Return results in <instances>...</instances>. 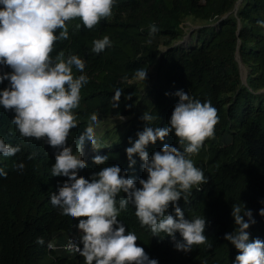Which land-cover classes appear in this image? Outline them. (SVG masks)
Listing matches in <instances>:
<instances>
[{"label": "trees", "instance_id": "1", "mask_svg": "<svg viewBox=\"0 0 264 264\" xmlns=\"http://www.w3.org/2000/svg\"><path fill=\"white\" fill-rule=\"evenodd\" d=\"M260 21H264V0H116L111 17L91 30H76L80 21H70L69 39L56 43L53 58L61 52L65 57L79 55L89 77L74 110L79 126L68 138L73 154L79 155V135L90 115L97 113L100 121L95 132L102 148L82 156L88 166L79 174L86 178L103 167L119 165L139 187L146 173L138 156L134 168H128L129 138L134 142L146 126L167 127L179 101L178 91L201 102L210 100L218 110L215 136L190 157L208 183L200 191L193 189L187 203L180 201L186 219L206 218L210 247L193 246L190 253L175 250L171 237L153 236L140 226L131 203L118 217L158 264H234L238 252L224 239L237 227L233 205L242 214L245 207L251 210L255 224L247 230L250 240L264 241V216L259 215L264 208V27ZM152 24L159 30L149 35ZM105 35L111 46L93 53L92 41ZM239 62L246 70L243 79ZM138 69H147L146 81L134 79ZM73 73L80 75L75 68ZM7 86L4 81L0 89ZM116 88L123 94L114 108ZM145 112L153 120H142ZM13 116L0 106V138L21 149L12 157L0 154V168L7 172L0 176V264H84L79 253L62 249L69 237L80 233L78 221L61 215L50 203L51 194L67 179L51 176L57 150L46 140L21 137L11 122ZM164 144L181 147L172 133L149 145V155ZM87 145L92 148L86 140L83 148ZM95 155H107L108 161L96 165ZM19 163L25 165L23 170L16 167ZM169 211L175 215L173 209ZM39 237L44 245L36 243ZM176 240H182L179 233ZM49 241L55 243L54 251L47 248Z\"/></svg>", "mask_w": 264, "mask_h": 264}, {"label": "clouds", "instance_id": "2", "mask_svg": "<svg viewBox=\"0 0 264 264\" xmlns=\"http://www.w3.org/2000/svg\"><path fill=\"white\" fill-rule=\"evenodd\" d=\"M115 3L116 0H0V84L8 81V86L0 89V106L14 112L11 122L21 137L46 140L57 150L51 176L67 179L58 192L51 194L50 203L61 215L78 221L81 234L79 244L70 242L67 251L79 253L84 264H158L138 245L136 233L127 230L118 217L131 203L140 226L153 236L164 233L171 237L175 250L190 253L193 246L208 245L206 218L186 219L180 201L187 203L193 189L200 191L208 183V177L190 157L198 155L205 142L215 136L219 115L210 100L201 102L178 91L175 95L179 101L167 127L146 126L134 142L129 138L131 146L125 149L128 168H134L138 156L146 173V179H139V187L137 180L128 177L127 170L119 165L103 167L91 178L79 174L88 166L82 158L85 141L91 142L94 151L102 148L95 132L100 121L97 113L90 115L79 135V155L73 154L68 138L79 126L74 110L80 106L81 89L89 83L86 62L79 55L65 57L61 52L53 58L52 53L58 41L69 39L68 22L79 20L76 30H91L112 16ZM258 23L264 27V21ZM158 30L152 24L149 35ZM110 46L111 40L105 35L92 41L91 51L99 54ZM73 68L80 75L75 76ZM134 79L146 81L147 69H138ZM122 94L123 90L116 88L114 108L119 106ZM141 119L147 122L153 117L145 112ZM172 133L181 147L164 144L150 156L148 146L163 142ZM20 150L19 145L12 146L0 138V154L4 157L15 156ZM107 161V155L93 157L96 165ZM16 167L23 170L25 165L19 163ZM0 176H7L3 168ZM121 193L124 195L118 200ZM259 215L264 216V208ZM232 216L236 230L226 233L224 239L238 252L234 264H264V241L250 240L247 231L255 224L251 210L245 207L242 214L241 208L233 205ZM176 233L182 240H176ZM36 243L44 245L45 241L39 237ZM55 247L54 242L47 243L49 250Z\"/></svg>", "mask_w": 264, "mask_h": 264}, {"label": "rangeland", "instance_id": "3", "mask_svg": "<svg viewBox=\"0 0 264 264\" xmlns=\"http://www.w3.org/2000/svg\"><path fill=\"white\" fill-rule=\"evenodd\" d=\"M184 40H185L184 43L188 42V38H187V39L184 38ZM240 70H241V73H242V79H243L246 70H245V68L242 67V66H241ZM91 153H93V148L89 147L88 145H87V147H84V148H83V154H84V155H87V156H88V155L91 154ZM66 253H67V252H66Z\"/></svg>", "mask_w": 264, "mask_h": 264}, {"label": "built area", "instance_id": "4", "mask_svg": "<svg viewBox=\"0 0 264 264\" xmlns=\"http://www.w3.org/2000/svg\"><path fill=\"white\" fill-rule=\"evenodd\" d=\"M80 235H81V234L78 233V234H76V235H74V236L69 237V238L66 240V242L64 243V245L62 246V249L67 251L66 246H67L70 242H74V243H76V244H79V238H80ZM68 252H69V251H68ZM73 252H74V251H73Z\"/></svg>", "mask_w": 264, "mask_h": 264}, {"label": "water", "instance_id": "5", "mask_svg": "<svg viewBox=\"0 0 264 264\" xmlns=\"http://www.w3.org/2000/svg\"><path fill=\"white\" fill-rule=\"evenodd\" d=\"M189 35H190V34H189ZM241 66H242L241 63L239 62V67L241 68Z\"/></svg>", "mask_w": 264, "mask_h": 264}]
</instances>
